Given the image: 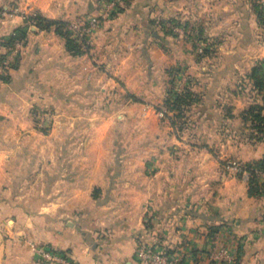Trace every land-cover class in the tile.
<instances>
[{"label":"crops","instance_id":"obj_1","mask_svg":"<svg viewBox=\"0 0 264 264\" xmlns=\"http://www.w3.org/2000/svg\"><path fill=\"white\" fill-rule=\"evenodd\" d=\"M254 3L264 0H131L107 29L93 30L87 51L72 55L54 29H38L29 18L96 17L103 0H0V56L17 29L26 31L17 64L0 77V264H55L44 261L39 248L68 251L76 264H141L135 256L141 242L174 250L183 264H215L222 251L235 259L239 249L240 264H264L263 207L248 196L247 182L201 174L198 163L205 160L203 149L210 151L208 142L192 143L190 158H176L180 175H165L166 155L156 159L153 143L149 160L161 171L107 175L106 165L101 171L85 163L89 148L104 149L106 122L91 126L96 135L80 142L83 150L73 164V142L53 138L66 129L59 119L73 114L71 100L81 101L75 114L101 117L119 111L113 103L120 96L134 100L122 109L125 115L137 113L136 98H157L152 90L142 92L144 83L154 89V78H134L143 67L128 62L130 37L145 43L149 23L177 19L191 35L217 41L208 63L190 57L189 65L202 67L195 77L200 101L191 109L203 117L197 132L209 131L221 146L245 148L248 129L241 116L251 103L240 84L264 58ZM142 50L164 56L152 46ZM104 100L112 106L105 108ZM164 136L161 131L156 142ZM61 159L67 162L63 169Z\"/></svg>","mask_w":264,"mask_h":264},{"label":"rangeland","instance_id":"obj_2","mask_svg":"<svg viewBox=\"0 0 264 264\" xmlns=\"http://www.w3.org/2000/svg\"><path fill=\"white\" fill-rule=\"evenodd\" d=\"M106 1L107 0H103L102 11L105 9ZM128 1L130 2L131 0H127L119 8V12L112 18L108 20L101 19L99 25L93 27L84 40H76L79 43L81 42L80 44L82 45L84 52L88 49L90 44L89 38L91 37L93 30H98L100 27L107 29L108 25H112L111 22L118 19V17H121L124 10L128 7ZM259 4H261V7L263 8L262 18L264 20V4ZM120 9L123 10L120 12ZM81 19H76L68 23L70 25ZM162 21H164V23H161ZM257 21L261 31L259 39L261 43H264V22L259 23L258 19ZM154 22L155 23H149L147 35L143 36L146 44L143 43L141 37H137V35L133 34L130 37L128 45V62L130 65H134V67H143L134 77L140 78L141 83H144L142 82V79L143 81L144 79L147 80L146 76L152 77L156 80L155 87H161L160 91L158 90V92H155V87L154 89H151L144 83V89L142 92L145 94L146 92L144 91L148 92L152 90L154 93L153 95H157L158 97H151L145 100L140 98L139 100L136 98L137 107H139L137 113L135 115H125L127 112L126 110L123 112L122 109L127 106L129 101L134 102V100L133 97L128 99L127 97L120 96L119 100H115L113 103L117 104L120 108L119 111L114 115L104 114L101 117H84L75 114V111H79V103H81V101L79 99L71 100L69 104L73 109V114L60 117L59 119L61 124L65 125L66 129L65 131L60 129L55 133L53 138L60 141L65 139L73 142L70 149L73 164L77 161L80 151L83 150L80 146V142L85 138H94L96 135V132H90L91 126L106 122V124L109 125V130L104 133L103 136L106 141L104 149L100 150L99 148H93V150H91L89 148L87 156L88 160L85 163H87L89 168L92 167L95 170L99 169L101 171H103V168H105L106 165L107 168H105L103 172L107 175H130L133 171H136V175H155L156 172L162 170V167L158 170L157 167L159 166H153L154 163L149 160L151 159L149 157V150L152 146L157 155L155 156L156 159H158L159 155H166L163 165V171L166 172L165 175H180L181 167L180 169H177L175 164L176 158L179 161H181L182 156L188 159L190 158L191 151L194 150L191 146L192 143L204 145L203 143L208 142L210 151H208V149H203V156L201 159L205 160H201L198 163V170L201 174L213 175V173L216 172L219 175H231L232 177H236V179L241 180L242 184L243 181L247 182L248 196L256 198V202L254 203L263 207L262 211L264 214V193L260 196L250 195V186L248 184L251 178H255L257 186L264 185V170L256 167L255 169L257 170L254 171L256 177L253 176L252 172L249 170L251 167L255 166L256 162L264 159V135L256 134L255 130L249 127L246 131L248 145L245 148L240 150L234 146H221L218 141H212L213 137L210 136L211 133L209 131L197 132L196 126L201 122L200 118L203 117L194 115L191 111V109H193L192 107L189 110L179 112L172 102L176 95L181 93L184 89L190 87L195 91L197 87L198 81H196L195 77L200 73V68L202 67H192L191 64L190 67L189 63L193 60V58L190 57L196 55L199 59H202L203 63H208L209 60H207V56L210 54H206V52L211 51V49L217 45V41H215L214 38L193 36L190 31L184 29L182 26L170 23L169 20H157ZM176 27H180L181 30L176 29ZM71 36L74 38L72 34ZM116 37L118 38V35ZM138 46L141 48H138ZM151 46L155 49L157 55L162 52L164 56L159 58L153 53L149 54L146 50V52L141 54L143 47L150 49ZM210 47L212 48L210 49ZM192 48L194 49L192 53L193 56L189 53ZM200 55L205 56L200 57ZM179 57H181V60H179ZM262 61L264 62V58L258 60V63ZM203 67H206L205 64ZM262 74L264 76V67ZM117 88L122 89V85L119 84ZM250 88L251 87L248 84L247 92H245L248 96V101L252 104L261 103V98L259 96L257 97L258 99L256 98V101H254L255 94L251 93ZM120 93L122 94L121 91ZM169 99L171 101H169ZM111 103V101L104 100L102 105L105 108H108L109 106H112ZM94 104H96L95 101ZM235 104L237 106H242L243 102L237 100ZM88 123L90 126H88ZM69 125L70 127L68 129L67 127ZM248 125L250 124L248 123ZM85 126H88V132L86 133L83 132V130L86 129ZM48 129L49 127L47 126H40V132L45 136L50 134L49 131H47ZM165 129L168 130L165 131ZM161 131L165 132L163 143L156 142L161 138ZM152 137H154L155 140H153V142H147L148 140L146 138L151 139ZM260 137L263 138L259 139ZM152 143L154 145L150 147V144ZM56 152H60L62 155L63 149L57 148ZM57 157L58 156L55 157V161L57 160ZM96 161L99 162L98 167L95 166ZM49 163L51 164L50 161ZM64 163L67 162H63L61 159V164H59L58 167L63 169ZM240 190V188H237V191ZM263 214L261 216L262 221H264ZM223 252L226 251H222L221 253ZM227 255L232 259L229 254ZM220 262L233 264L234 259L229 262L222 259Z\"/></svg>","mask_w":264,"mask_h":264},{"label":"trees","instance_id":"obj_3","mask_svg":"<svg viewBox=\"0 0 264 264\" xmlns=\"http://www.w3.org/2000/svg\"><path fill=\"white\" fill-rule=\"evenodd\" d=\"M128 3H129V1L127 2V4ZM253 9L256 13L257 19L259 20V23L260 22L263 23L264 22V20L262 18L263 8L261 7V4L254 3ZM122 10L123 9H120V12ZM29 20H30L31 24L33 26L37 27L38 29H41V30L54 29L55 32L61 38L64 39L65 46H66L67 50L72 55H80L84 52L82 49V45L80 44L81 42L79 43L74 38H72L71 32L68 29V27H69L68 22L50 20V19L44 18L40 15H34V16L30 17ZM169 22L174 23V24L179 25V26H182L184 29L190 31L188 29V26L185 23H183L182 21L180 22V20L172 19V20H169ZM161 23H164V21H162ZM25 38H26V31L23 29H17L15 31V35L7 40L6 46L9 49H12L17 42H21ZM211 48L212 47H210V49ZM213 49H214V47H213ZM213 49H211V51H207L206 54L207 53L210 54ZM4 56H5V54L0 56V63L3 60ZM204 56L205 55H202V56L200 55V57H204ZM17 61L14 64V66L17 64ZM263 67H264L263 61L257 63L250 70V72L247 74V76L242 80V82L240 84V88L244 92H247V85L249 84L251 87L250 88L251 93L255 94L254 101H256V98L258 96L261 98V103H254V104L251 103V105H249V107L243 111L241 118H242L243 122L246 124L247 128H249V127L252 128L253 130H255L256 134H263L264 135V76L262 74ZM169 101H171V100L169 99ZM199 101H200L199 94L196 93L195 91H193L192 88L189 87L187 89H184L181 93L177 94L172 102L174 104V107L179 112H183V111L191 109V107L194 104L199 103ZM248 123L250 125H248ZM262 138L263 137H260L259 139H262ZM256 167L258 169L264 170V159L259 160L258 162H256L255 166H253V167H251V169H249L252 172L253 176H255L254 171L257 170V169H255ZM255 180H256L255 178H251L248 182V184L250 186L249 194L252 196H260L264 193V185L257 186V184L255 183ZM140 244L141 245L144 244V245L150 246L152 248L154 247V245H150L147 242H141ZM163 249L168 254H173V252H174V250L165 249V248H163ZM53 252L57 255H60L64 258H66L67 260L70 261V263L76 264L73 261V259L70 257L68 251H55L54 250ZM240 258H241V255H240V249H239L236 258L234 259L233 264H240V260H241ZM217 263L228 264V263H221L218 261L215 264H217ZM180 264H183V262L181 261Z\"/></svg>","mask_w":264,"mask_h":264},{"label":"built area","instance_id":"obj_4","mask_svg":"<svg viewBox=\"0 0 264 264\" xmlns=\"http://www.w3.org/2000/svg\"><path fill=\"white\" fill-rule=\"evenodd\" d=\"M126 1L127 0H107L105 3V9L104 11H102L99 17L83 18L78 22L70 24L68 29L70 30L75 40H84L85 37L90 33L92 28L99 25L101 19L108 20L112 18L115 14L119 12V8ZM176 29L181 30L180 27H176ZM22 46V42H17L12 49H9L6 52L3 60L0 63V77H5L7 71L14 66V64L19 58ZM37 252L41 255V258L46 262H51L55 264H72L69 260L60 255L55 254L49 248H39ZM135 256L137 261L141 264H180L182 260L180 257L177 256L176 253L168 254L163 248H159L156 246L152 248L144 244H139ZM222 259L226 262H229L232 261L233 258H229L226 252H223L219 253V255L216 257V261L220 262V260Z\"/></svg>","mask_w":264,"mask_h":264}]
</instances>
